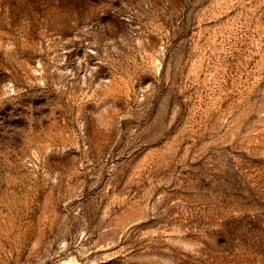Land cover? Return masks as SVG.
<instances>
[{"label": "rangeland", "instance_id": "rangeland-1", "mask_svg": "<svg viewBox=\"0 0 264 264\" xmlns=\"http://www.w3.org/2000/svg\"><path fill=\"white\" fill-rule=\"evenodd\" d=\"M0 264H264V0H0Z\"/></svg>", "mask_w": 264, "mask_h": 264}]
</instances>
